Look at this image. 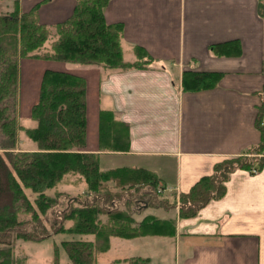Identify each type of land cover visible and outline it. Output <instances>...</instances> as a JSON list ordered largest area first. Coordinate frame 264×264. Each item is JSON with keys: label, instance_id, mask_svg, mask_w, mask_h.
Here are the masks:
<instances>
[{"label": "crops", "instance_id": "0c3cea01", "mask_svg": "<svg viewBox=\"0 0 264 264\" xmlns=\"http://www.w3.org/2000/svg\"><path fill=\"white\" fill-rule=\"evenodd\" d=\"M17 2L21 11L35 8L38 21L52 29L72 14L77 0ZM259 3L264 0H108L104 19L122 26L123 61L148 63L106 68L50 60L52 66L34 70L39 78L46 68L83 76L85 151L99 155L102 170L143 168L164 188L132 214L135 226L153 218L157 231L110 236L104 252L115 246L124 252L111 257L112 264H128L132 257L148 258L145 264H264V149L250 156L263 162L257 172L236 165L220 194L212 192L193 214L180 210L181 196L186 198L202 176L218 174L232 158L249 157L250 148L261 141L255 124L264 96ZM9 4L11 11L14 0ZM231 40L239 42L238 54L217 55L210 49ZM40 60L45 59H35ZM186 69L223 75L212 88L185 91L181 75ZM104 118L125 131L124 149L114 148L119 141L113 139L101 146Z\"/></svg>", "mask_w": 264, "mask_h": 264}, {"label": "trees", "instance_id": "16d2710c", "mask_svg": "<svg viewBox=\"0 0 264 264\" xmlns=\"http://www.w3.org/2000/svg\"><path fill=\"white\" fill-rule=\"evenodd\" d=\"M107 1L77 0L72 14L55 24L53 30L38 21L35 8L21 11L17 0H14L9 13L0 15V148L3 150L0 151V264H27L23 256L14 255L16 239L39 241L50 232L77 234L78 238L61 241L70 261L68 264H96V254L108 250L110 236L133 238L157 231L151 227L155 221L151 217L144 218L135 226L132 216L135 210L131 207L137 202L149 203L153 195L155 197L159 182L156 175L143 168L102 170L99 155L83 150L86 144V81L83 76L44 69L37 100L30 107V116L36 125L19 127L15 116L21 58L98 64L106 68L148 63L149 60L123 61L120 46L122 26L105 21L103 11ZM259 14H264L262 3H259ZM51 35L54 39L50 47L44 49V43ZM210 49L217 55H235L241 51L237 40L211 44ZM135 52L143 56L140 48L136 47ZM222 75L219 71L186 69L181 75V87L185 91L212 88ZM263 115L264 96L255 119L261 141L250 148L253 155L264 149ZM19 128L37 143V150H14ZM124 137V130L113 128L104 118L99 131L103 148L109 145L107 141L113 139L112 142L119 141L113 145L114 148L124 149ZM262 164V160L257 158L255 161L250 156H237L222 163L218 174L202 176L186 198L181 196L180 210L187 208L188 213L193 214L212 192L220 194L223 181L236 165L251 170L259 169ZM70 172L79 174L86 184L82 198L65 196L62 192L46 193ZM109 182L114 184L113 187L109 185L112 191L108 188ZM127 184L135 191L146 185L147 190L143 192V198H135L136 202L128 194L130 200L125 208L116 207L127 193L124 194V190L119 194L113 190ZM27 189L37 194L33 200L26 194ZM152 204L168 207L163 201ZM58 209L60 217L56 213ZM20 210L31 213L30 230L22 228L25 222L18 218ZM38 213L50 217L43 221ZM101 214H106L104 223ZM66 221L71 222L70 226H64ZM85 235H92L93 239L83 237ZM147 261L148 258L132 257L128 264H145ZM52 264H60L57 245L53 248Z\"/></svg>", "mask_w": 264, "mask_h": 264}, {"label": "rangeland", "instance_id": "374dc122", "mask_svg": "<svg viewBox=\"0 0 264 264\" xmlns=\"http://www.w3.org/2000/svg\"><path fill=\"white\" fill-rule=\"evenodd\" d=\"M10 5L11 4H9V0H0V15L9 13L10 11H8V9L12 7ZM53 39H54V36L51 35L47 39V41L44 43L43 48L44 49L49 48ZM19 64L20 65H19V75H18L17 106H16L15 116H16L17 124L19 127L20 126L34 127L36 125V122L30 116V107L32 103H34L37 100L38 88H39V82H40V78H39L40 76L37 73V71H34V70L37 68V66L43 65V67H50L52 66L53 63H51L50 60L35 61V59L31 60L28 58H21L19 60ZM74 64L82 65V63H74ZM94 65H98V64H94ZM70 66H74V65H70ZM29 72L31 73V76H29L30 75ZM86 92H87V87H86ZM0 138H2L1 135H0ZM0 142H1V139H0ZM14 150L15 151H35L37 150V143L30 140L25 135L24 131L21 128H19L17 131V135H16V145H15ZM83 150L85 149L83 148ZM0 151L3 152L1 148H0ZM251 155L252 154H250L249 156ZM109 185L110 184H108V188L110 191H112ZM161 186L162 185H160L159 187L161 188ZM156 187H158V184L156 185ZM86 189H87L86 184L83 178L77 173L70 172V173L65 174L63 178L61 179V181L57 183L54 187L48 189L46 193L49 195H53L56 192H62V194H64L65 196H69V197L78 196L82 198V194H85ZM161 189L163 190L164 188H161ZM146 190H147L146 185H144L142 189L140 188L135 191L133 186L127 184L126 186L119 188L117 190H113V191H116L119 194L124 191V194L127 193L130 196H132V198L134 197L133 200L135 201V198L139 199L141 196H143V192L145 193ZM25 192L30 198V200H33L35 195H37L36 193H33L30 189L25 190ZM156 194L157 192L155 193V196H157ZM64 200H66V197L64 198ZM68 200H70V198H68ZM129 200H130V197L129 196L127 197L126 195H124L122 198H120V202L118 201L119 203H117L116 207L125 208L124 206H126V204L128 203L127 201ZM142 205L143 204H138L137 202L136 205L135 204L131 205V207H133L134 210H137L141 208ZM56 213L60 217L59 209L56 211ZM39 215H40L41 220L43 221H46L47 218L50 217V215H47V216L43 214L42 215L39 214ZM100 217H101L102 222L104 223L107 218L106 214H101ZM18 218L19 220L25 222L22 228L26 230L31 229L32 227L30 223L32 221L31 213L20 210L18 212ZM70 224H71L70 221H66L64 226L68 227L70 226ZM78 237L79 235L77 234H68V233L53 234L52 232H50L49 236L39 241L16 239L13 243L14 255L19 256L20 258L24 257L25 260L27 259V264H52L53 248L55 245H57L59 247V263L68 264L70 261H69V258L67 256L65 249L61 245V241L68 240L71 238H78ZM83 237L87 239H93L92 235H85ZM123 253L124 252L119 250L117 246H115V248H112L107 253L99 252L96 258V264H112L110 261V258L115 257V256L116 257L122 256L124 255ZM115 264H119V263H115Z\"/></svg>", "mask_w": 264, "mask_h": 264}, {"label": "built area", "instance_id": "2783aa9c", "mask_svg": "<svg viewBox=\"0 0 264 264\" xmlns=\"http://www.w3.org/2000/svg\"><path fill=\"white\" fill-rule=\"evenodd\" d=\"M251 171H252L253 173H255V172L258 171V169L253 168ZM155 191H156L157 193H160V192L162 191V189H161L160 187H157V188L155 189ZM126 196L128 197V194H126Z\"/></svg>", "mask_w": 264, "mask_h": 264}, {"label": "bare ground", "instance_id": "6f19581e", "mask_svg": "<svg viewBox=\"0 0 264 264\" xmlns=\"http://www.w3.org/2000/svg\"><path fill=\"white\" fill-rule=\"evenodd\" d=\"M161 187H163V186H161Z\"/></svg>", "mask_w": 264, "mask_h": 264}]
</instances>
